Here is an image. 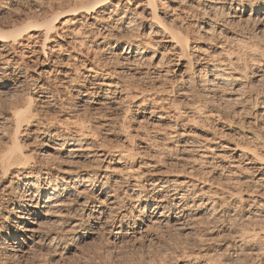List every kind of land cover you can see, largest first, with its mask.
<instances>
[{
    "label": "bare ground",
    "instance_id": "1",
    "mask_svg": "<svg viewBox=\"0 0 264 264\" xmlns=\"http://www.w3.org/2000/svg\"><path fill=\"white\" fill-rule=\"evenodd\" d=\"M27 1L21 9V0H0V12L13 16L0 29V93L24 94L0 104V264H23L37 254L63 260L83 238L100 230L117 244L128 237L138 239L154 227L193 228L202 220L213 225L209 232L221 237L223 251L235 257L242 254L252 238L240 232L233 235L234 221H248L264 211L260 197L264 198V90L254 93L253 86L244 85L243 72L233 63L227 67L206 52L196 55L205 72L203 94L230 102L233 114L255 126L254 131L230 138L222 110L203 111L205 101L199 99L182 110L173 99L157 95L159 91L130 92L124 77L165 76L170 51L177 69L171 70L175 76L163 90L174 92L181 78L176 71L185 57L189 62L190 42L197 39L175 25V17L185 21L202 9L189 24L215 34L219 26L208 11L229 4L232 18L247 15L264 26V0H171L174 7L169 10L179 11L175 16L168 10L160 15L159 0H69L55 6L50 4L53 0ZM146 24L149 30L141 34ZM124 33L131 37L121 39ZM58 36L61 41L50 45ZM88 41L98 53L81 49ZM121 42L123 48L116 52ZM61 47L68 51L67 59L83 56L78 65H83L86 74L80 77L87 85L81 82L73 88L78 97L73 111L60 109L61 114L50 117L42 106L60 105L62 100L56 102L43 75L60 73L52 53ZM36 48L44 64L36 71L34 84L28 70L38 57L34 58ZM67 70H61L59 81L74 85L79 76ZM257 72L258 80L264 78V69ZM37 91L41 93L36 95ZM133 98L140 101L137 109L147 104L151 108L136 126L141 130L130 131L125 114ZM96 106L121 108L119 125L103 114L92 121ZM196 119L205 124L194 131L196 126L189 121ZM214 121L220 123L219 132L217 126L211 127ZM102 129L119 135V144L110 146L98 138ZM34 139L43 142L37 151L29 147ZM146 156H173L174 165L186 170H175L174 165L160 170ZM252 247L247 250L255 254L258 249ZM213 253L203 264L215 263Z\"/></svg>",
    "mask_w": 264,
    "mask_h": 264
},
{
    "label": "rangeland",
    "instance_id": "2",
    "mask_svg": "<svg viewBox=\"0 0 264 264\" xmlns=\"http://www.w3.org/2000/svg\"><path fill=\"white\" fill-rule=\"evenodd\" d=\"M28 2L29 1L27 0H21V9H23L24 7L26 8ZM67 2L69 3V0H53L50 4L55 6L60 3L62 4ZM12 6V8L15 7V5ZM171 6L174 7L173 1L171 0H159L157 2V7L159 8L160 15H163L162 12H167V10L168 13H170L168 15H177L179 11L174 10V13L172 10H169ZM229 7L230 5L227 4L226 7H219L216 12L208 11L209 15L212 14L210 16L214 19L216 25L219 26L215 34L203 33L198 28H196V24H189V22H194V19H196V17L199 18V15H195L201 12L202 9L198 11L195 10V13H192L193 16H188L189 19H185V21L177 18V16L175 17L173 23L175 22L174 24L180 27L183 31H186L189 36H197V39H195L194 42H190V50L188 51V53H191L192 55L189 56V62H186L188 60V57H185L182 60V66L176 71L177 74L181 75V78L176 81L177 87L174 88V92H170L168 90L166 93V91L163 90V88L169 85V77L172 75L175 76V71L172 73L171 70L177 69L174 63L175 56H170V51L167 52L168 54L166 53L168 56L167 60L170 61L166 65V67L169 68V71L165 76L151 79L148 75L138 76L136 74L130 73L124 77V82L130 85V92L132 93L138 92L142 89L143 91H147L145 92V94H150L152 90L153 92L159 91L157 95H166L165 97H168L167 99H173L174 102L177 103L182 110H188L189 108H191L193 106L192 103H194L198 99L201 102L205 101L203 102L205 106H203L202 110L209 111L212 108L222 110L221 112L225 113L224 116H227L226 128L230 126V129L226 130L228 134L227 137L229 136L230 138H235L236 135L238 136L237 132L239 134H242V131L243 133L247 132L248 130L254 131L255 126L252 124L246 125L243 122L245 118H241V116L233 114V110L235 109V107L230 102L228 103L215 96L211 99V97H206L203 94L204 92L201 87L202 81L205 77V72L203 71V61H196V55L201 54V52H206V54H210L213 59H217L219 61L221 60V62L228 64L227 67L233 63V65H231L232 67L236 68L239 71L241 70L240 73L243 72L242 75L244 77L242 78L244 85L246 84V86H253L254 93L256 91L263 92L264 78L258 80V77L255 76L256 73H258V70L264 69V66L260 64L261 62H264V26H257L256 22L247 18V15H244L241 19L232 18V12ZM8 16L11 18L13 17L12 14L9 13L7 15V12H0V29L4 28L1 25H3V23L7 19H9ZM219 28H222V30L219 31ZM148 30V24H146L144 28H141L140 33H147ZM127 37H131V34L124 33L122 34L121 39H126ZM63 38L65 39V37ZM61 39V36L55 37L49 44L52 45L54 42L61 41ZM90 43L91 42L88 41V46L86 45V47L84 46L81 49L86 48L87 50H85L88 51V54H92L94 52L98 53V51L95 49L94 43ZM123 45L124 43L121 42L119 47L120 49H116L115 51H121ZM163 50V47H158V51ZM67 52L68 51H65L64 47H61L59 51H55L52 53L53 59L55 60V69H57L58 71L60 70V73L52 71L49 74L44 73L43 75L44 78L48 80L50 89H52V91L54 92L53 97L56 102H58L57 99L62 100V104L60 105H53L52 103L50 105L42 106L43 112H46L50 117H57V115L61 114L62 112H59L60 109H62L63 112H66L67 114L68 112L73 111V106L78 101V97L77 95H75L73 88L76 84H79L81 82L85 86L87 85L86 81L80 77L81 73L84 72L83 65H78L80 58H82L83 56L77 55L76 59L72 60L73 55H71V57L67 59V56L65 55L67 54ZM36 55L38 57L34 60L37 61H34V64H31L32 69L29 68L30 71L28 70V74H32V76H34V84L35 74H37L36 71H39V68H41L42 64H44L43 62H41L43 57L42 52L39 50V48H36V51H34V58H36ZM30 58L32 57L26 59L28 60ZM51 63L52 62H50V65ZM50 68L45 67V69ZM67 68L68 72H75V74L79 76L73 81L74 85L63 84L61 83V81H59L62 71ZM225 70L230 71L231 69L227 68ZM84 74L86 73L84 72ZM54 75L56 76V78H54ZM34 89L37 90L38 88H35L34 86ZM38 93L41 92L37 91L36 95H38ZM23 95V92H21L20 90H17L15 92L12 90H7L3 93L1 92L0 104L8 102L10 99L13 100L16 98H22ZM261 100L262 99L258 98V104H262ZM128 101L130 102V105L128 104V111L125 114L126 123L129 126L130 131H134L136 129L141 130L140 128H136V126L138 124L142 125V122H140L139 120H141L142 116L145 115L148 109L151 108V104H147L137 109L135 104L140 101H135L134 98L129 99ZM125 105L126 104L124 103L121 107H124ZM92 112V121H99L101 119L100 115L103 114L107 117L111 116L112 118H114L113 120L115 126L119 125L118 123H120L121 117L124 116V112L121 111V108L112 109L106 107L104 108V106H96V109H94ZM245 120H247V118ZM189 122V125L196 126L193 127V130L197 131L196 128L201 127L203 125L202 122L204 121L196 119L195 122H193V120H190ZM213 123H211V127L212 125L217 126V128L215 129L217 132H219V121H214ZM100 131L101 132H99L98 138L102 136L101 138L106 141H104L105 144L110 146L111 144H119V135H115V133H107L103 129ZM261 131L264 140V129H262ZM42 143L43 142L39 139H34V142H32L29 147L31 149H34V151H37L38 148L41 147ZM145 159H147L148 161H156L157 167L160 170H164L169 167L170 169L173 168L172 165H174L173 162L175 161V159H173V156H170L169 158L159 156H146ZM176 164L174 165V167L177 166L174 168L175 170L178 169V167L181 168V166ZM180 168L179 170H186V166L185 168L183 166L181 169ZM260 197L264 201L263 196ZM260 213V216L252 218L248 221H234L235 232L233 233V235H236L240 232L244 236L252 238V240L247 241V245L245 244L246 250L236 257L233 255H228L226 251H223V249H221L222 245H220L221 243H219L220 241H218L221 239V237H217L215 233H211L212 231L209 232V230H212L211 228L213 227V225L205 222V220H202L201 222L195 224V227L193 228L189 227L186 229H173L172 227L167 229L166 227H154L151 228L148 232L143 233L140 237H138V239H132V237H128V239L126 238L123 242L117 244L112 243L111 237L106 231L104 232L100 230L96 235L83 238L78 243V247L75 252H72V250L71 252L66 254L67 258L63 260H59L57 259V257L51 254H37L34 255V258L28 257L23 262V264H203L209 259L208 257H210L208 254L211 255L212 252L215 253V259L213 261L215 262L214 264H264V238L263 236H261V234L263 235L264 233V211H261ZM133 214L134 216L137 215V210H134ZM256 233L259 234L257 235ZM247 246H253L252 248L258 249V251L256 250L257 254L249 253L247 250Z\"/></svg>",
    "mask_w": 264,
    "mask_h": 264
}]
</instances>
